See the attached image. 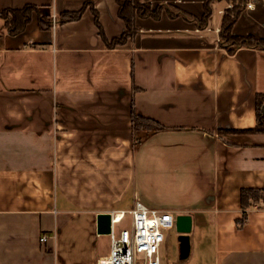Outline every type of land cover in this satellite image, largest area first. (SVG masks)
Listing matches in <instances>:
<instances>
[{"label": "crops", "instance_id": "obj_1", "mask_svg": "<svg viewBox=\"0 0 264 264\" xmlns=\"http://www.w3.org/2000/svg\"><path fill=\"white\" fill-rule=\"evenodd\" d=\"M87 1L109 40L126 31L116 0H0V11L58 17ZM149 3L188 17H136L114 48L90 7L51 30L34 13L17 36L0 21V264H98L110 250L99 214L137 200L192 216L191 255L175 264H264V201L238 224L242 189L264 191V134L244 132L257 125L264 49L220 45L226 0L205 25V0ZM236 4L233 34L264 38V0ZM134 112L165 129L134 134Z\"/></svg>", "mask_w": 264, "mask_h": 264}, {"label": "trees", "instance_id": "obj_2", "mask_svg": "<svg viewBox=\"0 0 264 264\" xmlns=\"http://www.w3.org/2000/svg\"><path fill=\"white\" fill-rule=\"evenodd\" d=\"M119 5V17L125 22L126 31L118 38L109 40L105 34L104 27L100 22V15L95 9L92 2L87 1L79 11L62 12L57 17V24L62 25L69 22L79 21L88 7H90L95 24L99 30V35L108 48H114L118 45H123L127 40L137 33L138 29L135 26V18H152L160 20L163 10H166L170 17L184 15L188 17L183 11L172 10L166 6L158 5L153 7L149 0V4L141 5L140 0H116ZM215 0H205L204 14L202 18L196 19L200 25H205L212 14L211 4ZM233 3V7L227 9L222 22L220 37L222 40L221 46L225 47L230 53H233L239 47H254L264 49V38L255 35L238 36L233 34V27L241 15L242 8L238 6L237 2L244 0H226ZM36 13L39 18V27L42 30H51L53 28V18L51 12L45 11L36 5H26L20 9H4L0 11V21H3L6 29V34L10 36H17L24 32L28 24L31 22L33 14ZM256 111H257V125L255 128L245 130L246 133L264 134V94L258 93L256 96ZM132 127L134 134L140 131L155 132L165 129L162 125L153 119L144 117L140 114H132ZM138 140H136L137 142ZM264 201V191L255 188H244L241 191V207L243 209V225L247 219V210L255 203ZM239 220V219H238Z\"/></svg>", "mask_w": 264, "mask_h": 264}, {"label": "built area", "instance_id": "obj_3", "mask_svg": "<svg viewBox=\"0 0 264 264\" xmlns=\"http://www.w3.org/2000/svg\"><path fill=\"white\" fill-rule=\"evenodd\" d=\"M253 4L247 3L251 8ZM53 28L57 25L56 14L52 15ZM221 29H218L220 31ZM111 231L109 253L98 264H163L162 246L165 230L176 228V215L169 210L146 206L137 200L130 210L110 212ZM130 218L129 227L122 226ZM243 215L238 220L242 224ZM49 235L42 234L40 242L47 243Z\"/></svg>", "mask_w": 264, "mask_h": 264}, {"label": "water", "instance_id": "obj_4", "mask_svg": "<svg viewBox=\"0 0 264 264\" xmlns=\"http://www.w3.org/2000/svg\"><path fill=\"white\" fill-rule=\"evenodd\" d=\"M193 219L190 214L176 215V232L179 243L178 262L182 263L189 259L192 245L190 234L192 232ZM111 231V214L101 213L98 216V232L109 234Z\"/></svg>", "mask_w": 264, "mask_h": 264}, {"label": "rangeland", "instance_id": "obj_5", "mask_svg": "<svg viewBox=\"0 0 264 264\" xmlns=\"http://www.w3.org/2000/svg\"><path fill=\"white\" fill-rule=\"evenodd\" d=\"M141 5L149 4L146 0H140ZM233 7V6H232ZM130 218L128 217L122 226L129 227ZM165 241L162 246V262L163 264H175L179 256V243L177 239L176 228L171 230H165ZM109 237H104L101 245L106 248L109 246ZM187 262L186 264H188Z\"/></svg>", "mask_w": 264, "mask_h": 264}]
</instances>
